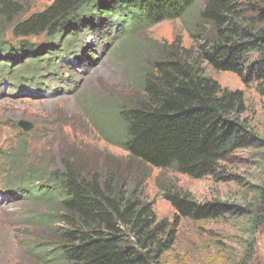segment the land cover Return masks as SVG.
Returning a JSON list of instances; mask_svg holds the SVG:
<instances>
[{
	"label": "trees",
	"instance_id": "16d2710c",
	"mask_svg": "<svg viewBox=\"0 0 264 264\" xmlns=\"http://www.w3.org/2000/svg\"><path fill=\"white\" fill-rule=\"evenodd\" d=\"M30 1L0 0V84L8 82L19 94L32 90L31 85L42 86L46 78L60 77L57 67L73 56L79 34L96 30L114 15L124 18L121 30L130 15L127 37L135 29L179 20L203 3L200 19L210 29L199 35L189 30L191 48L145 41L134 55L127 54L129 62L137 60L131 79L141 91L138 101L125 105L96 99L86 116L102 136L149 172L215 178L222 162L247 149L260 151L253 158L264 162V137L243 117V92L222 88L202 68L205 64L215 72L235 75L245 86L253 85L264 109V0H52L38 11ZM192 25L199 29L196 21ZM40 38L44 43L27 40ZM93 58L85 49L75 61L84 64ZM12 129L18 130L14 124ZM20 137L26 139L21 132ZM81 147L76 150L80 162L65 160L63 172L27 166L26 142L18 144L16 156L0 152V193L47 210L29 217L28 225L50 229L52 239L31 243L29 254L38 264H160L178 220H157L151 204L140 200L145 177L138 175L128 189L117 171L99 180L87 163V157L95 155H85ZM159 191L178 219L198 222L233 213L249 225L256 224L255 217L264 219V187L258 193L257 215L250 207L200 204L173 185H161ZM164 236L170 239L161 240ZM248 262L242 258L233 264Z\"/></svg>",
	"mask_w": 264,
	"mask_h": 264
},
{
	"label": "rangeland",
	"instance_id": "374dc122",
	"mask_svg": "<svg viewBox=\"0 0 264 264\" xmlns=\"http://www.w3.org/2000/svg\"><path fill=\"white\" fill-rule=\"evenodd\" d=\"M51 1L33 0L29 5L38 11ZM203 10L204 4L198 2L190 13L179 20L164 21L147 30L135 29L125 37V28L131 22L128 15L114 40L105 42L106 46L110 45L107 50L98 43L100 37L105 38L102 28L87 29V34H83L77 43L79 47L76 51L88 48L94 58L80 65L76 62L75 66L70 60L73 66L69 67L71 72H67L69 77L62 69V79L46 78L42 86L31 85L30 92L21 94L10 88L9 83L3 82L0 85V152L16 156L18 144L26 142L23 158L27 166L63 172L65 160L80 162L76 150L82 145V149L86 148L85 155H95L87 157V163L90 169L95 170L99 180L103 181L107 175L117 171L123 175L121 184L128 189L133 186L132 181L139 179L138 175L145 177L139 190L140 200L151 204L157 220H166L171 224L178 220V225L171 228L174 230L169 243L171 247L160 264H233L242 258L248 259V264H264V219L255 217L256 224L252 225L235 213L198 222L178 219L175 210L162 199L159 191L161 185H173L200 204L217 202L227 206L250 207L257 215L261 205L258 193L264 187V162L256 160L253 155H261L260 151L247 149L234 152L220 164L221 173L215 178L193 180L171 170L151 169L149 172L147 166L138 165L137 161L128 158L124 150L102 136L99 128L86 116L96 99H115L125 105L138 101L141 91L131 79L137 60L129 62L127 54L134 55V49L144 47L145 41L188 50L194 42L190 33L199 35L202 31L208 33L210 29L200 19ZM195 21L199 24L198 30L192 25ZM108 22L106 20L101 24ZM114 34L115 29L111 37ZM43 41L42 38L30 40L35 44H42ZM197 41L201 42L200 39ZM202 68L204 75L222 88L243 92V117L264 137V109L254 86H245L235 75L215 72L205 64ZM93 112L100 115L96 108ZM21 121L29 122L32 130L28 133H23L18 127V130H13L12 125L17 126ZM20 132L26 135V139H20ZM71 143L74 144L72 148ZM3 182L0 169V185ZM46 212L44 207L22 199L15 201L0 193V264H38L27 248L37 240H51L52 234L50 229L33 224L29 226L28 219ZM169 239L167 236L161 238L166 242Z\"/></svg>",
	"mask_w": 264,
	"mask_h": 264
},
{
	"label": "water",
	"instance_id": "95a60500",
	"mask_svg": "<svg viewBox=\"0 0 264 264\" xmlns=\"http://www.w3.org/2000/svg\"><path fill=\"white\" fill-rule=\"evenodd\" d=\"M17 126L21 128L24 133H28L32 130V125L26 121L19 122Z\"/></svg>",
	"mask_w": 264,
	"mask_h": 264
}]
</instances>
